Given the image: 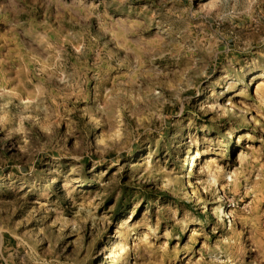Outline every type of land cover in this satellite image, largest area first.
Instances as JSON below:
<instances>
[{
    "label": "rangeland",
    "instance_id": "374dc122",
    "mask_svg": "<svg viewBox=\"0 0 264 264\" xmlns=\"http://www.w3.org/2000/svg\"><path fill=\"white\" fill-rule=\"evenodd\" d=\"M0 264H264V0H0Z\"/></svg>",
    "mask_w": 264,
    "mask_h": 264
}]
</instances>
